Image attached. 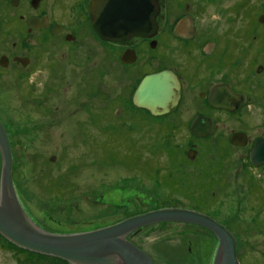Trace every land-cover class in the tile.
I'll use <instances>...</instances> for the list:
<instances>
[{"label":"rangeland","instance_id":"rangeland-1","mask_svg":"<svg viewBox=\"0 0 264 264\" xmlns=\"http://www.w3.org/2000/svg\"><path fill=\"white\" fill-rule=\"evenodd\" d=\"M238 2L252 7L257 27L250 30L256 28V45L264 52V23L257 22L264 13V0H223L221 6ZM166 3L171 15L174 5L180 12L187 4L195 8L197 19L218 15L204 10L207 3L213 8L206 0ZM242 14L240 10V25ZM84 22L78 27L84 31L78 32L79 42L65 44L62 96L41 98L35 94L39 83L33 84L32 91L10 71L0 74V119L11 140L13 183L24 211L46 231L72 233L112 225L150 209L182 207L224 224L235 237L240 264H264V167H249L247 148L221 143L240 121L252 125L247 128L252 137L264 131V96H257L246 116L221 119L216 115L220 127L215 138L220 136V143L215 139L207 143L210 147H200L201 161L186 167L176 163L168 168L169 176L163 167L173 158L182 160L189 141L183 139V131L158 133L160 121L139 113L132 96H108L126 85L131 88L135 77H128L115 64L116 48L108 62V44L90 37ZM84 61L90 66L95 63L91 78L86 77ZM262 77L257 75L260 83ZM26 87L33 97L25 95ZM40 103H47L49 111ZM76 124L86 126V134L94 138L70 134L69 126ZM155 167L159 173L153 172ZM157 180H162V186ZM170 183L175 186L166 187ZM127 238L157 264H211L218 244L209 229L188 222L149 224ZM0 264L71 263L24 251L0 235Z\"/></svg>","mask_w":264,"mask_h":264},{"label":"flooded vegetation","instance_id":"flooded-vegetation-1","mask_svg":"<svg viewBox=\"0 0 264 264\" xmlns=\"http://www.w3.org/2000/svg\"><path fill=\"white\" fill-rule=\"evenodd\" d=\"M93 1L0 0V74L10 71L14 79L19 83L25 81L24 84L30 89L32 87V91H35L33 84L39 83L40 88H36L39 92L35 94L41 98L62 96L60 86L64 80L61 69L66 57L65 44L79 42L78 32L81 35L84 31L78 30V27L86 19L85 28L91 33L90 37L108 44V62H111L113 48H116L118 55L115 64L128 77H135L131 88L130 84L126 85L121 91L119 89V92L108 96H134L140 81L152 73H169L177 83L178 87H172L175 90L172 96H179L178 103L164 113L153 114L146 108L136 106L131 98L139 113L160 121L156 123L158 133L168 129L183 131V139L189 141L187 151L181 157L183 159L176 162L173 158L168 162V167H163L164 171H169V176L171 170L168 168H174L176 163L182 167L195 166L202 160L200 147H210L208 144L216 139L220 127L216 115L222 119L226 115L250 113L257 96H264V83L257 80V75H264V52L256 45V28L250 30L251 26L257 27L250 11L252 7L241 2L222 7L223 0H206L211 2L213 8L209 9L207 3L204 10L217 11L218 15L211 14L200 20L191 4L185 5L184 11L180 12L174 5L175 14L171 15L167 12L166 0H152L156 11L151 35L132 34L127 39L112 41L101 38L93 28ZM240 10L244 18L241 25ZM227 13H232V17L226 16ZM257 22L264 23V13H260ZM74 51L71 52L73 57ZM83 63L87 68L86 77L91 78L95 63L93 66L89 62ZM28 87L25 95L33 97ZM40 105H43L45 112L49 111L47 103ZM69 127L72 128L70 134L80 133L78 137L94 138L86 134L89 132L86 126L76 124ZM249 127L242 121L238 122L237 128L227 133L221 143L229 147L247 148L249 167L261 168L264 164L254 165L249 154L257 140L264 137V131L252 137L247 129ZM233 134H237L233 138L235 143L231 141ZM78 137L75 136L74 141ZM8 138L11 145L9 134ZM216 140L219 144L220 136ZM153 172L159 173V169L155 167ZM161 182L157 180L159 186H162ZM174 186L171 183L166 185ZM60 191L66 192L63 189Z\"/></svg>","mask_w":264,"mask_h":264},{"label":"water","instance_id":"water-1","mask_svg":"<svg viewBox=\"0 0 264 264\" xmlns=\"http://www.w3.org/2000/svg\"><path fill=\"white\" fill-rule=\"evenodd\" d=\"M155 7L152 0H94L92 25L101 38L112 41L127 39L132 34L149 37ZM176 84L169 73L145 75L132 100L153 114L167 112L179 100V96H172ZM235 137L237 134L232 135V142ZM249 155L254 165L264 164V137L257 140ZM0 158V235L23 250L61 258L71 264H157L128 235L149 224L188 222L201 225L216 236L218 244L211 264H240L235 237L226 226L205 213L182 207L152 209L82 232L46 231L28 216L18 200L11 145L1 120Z\"/></svg>","mask_w":264,"mask_h":264},{"label":"trees","instance_id":"trees-1","mask_svg":"<svg viewBox=\"0 0 264 264\" xmlns=\"http://www.w3.org/2000/svg\"><path fill=\"white\" fill-rule=\"evenodd\" d=\"M24 251H27V250H24Z\"/></svg>","mask_w":264,"mask_h":264}]
</instances>
